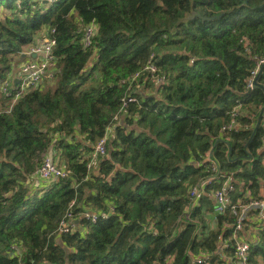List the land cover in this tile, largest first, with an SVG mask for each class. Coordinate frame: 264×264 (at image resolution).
Wrapping results in <instances>:
<instances>
[{"label": "trees", "instance_id": "obj_1", "mask_svg": "<svg viewBox=\"0 0 264 264\" xmlns=\"http://www.w3.org/2000/svg\"><path fill=\"white\" fill-rule=\"evenodd\" d=\"M263 3L0 0V264H233L231 206L263 198L264 90L243 94L264 57ZM45 28L57 71L13 103L2 83ZM51 146L64 177L38 176ZM254 214L243 234L264 264Z\"/></svg>", "mask_w": 264, "mask_h": 264}, {"label": "built area", "instance_id": "obj_2", "mask_svg": "<svg viewBox=\"0 0 264 264\" xmlns=\"http://www.w3.org/2000/svg\"><path fill=\"white\" fill-rule=\"evenodd\" d=\"M95 29L94 27H89L86 29L85 34V43L89 44L91 36L93 35ZM40 43L32 44L26 53L29 55V61H24V63L18 64L19 72L14 74L13 71L9 72L8 76L4 79L2 83V92L7 96H10L12 102L14 103L19 97L28 91L31 88L39 87L45 79H52L57 71L55 67V59L53 54V47L55 45V40L51 36L42 38ZM33 55H36L35 57ZM150 59L144 70L152 72L155 70V67ZM264 64V57L258 59L257 65L251 70L250 77L248 79L247 86L250 89H253V81L257 76L260 67ZM18 75V76H17ZM134 101L133 97H129L128 102ZM236 111L232 114L233 120L230 124L223 126L224 130H227L236 125L235 115ZM114 128V127H113ZM109 136H105L99 141L95 147L93 156L95 160L93 165L96 163V158L103 156L107 152V140ZM208 160L212 162L213 169L217 168V164L212 160L211 156L208 155ZM38 176L45 179H51L54 177H64L67 172L59 165L56 160L51 159L49 156H46L43 164L38 168ZM211 184V180H205L196 184L191 189V195L197 198L201 196L206 187ZM229 188H223L221 190L215 191L213 193L215 199V213H224L229 207L228 194L230 193ZM232 213L236 216V221L232 227V236L235 239V251L232 257L233 264H250L249 253H250V244L245 239V235L240 232L243 231L245 218L253 211L259 215L261 219V227H264V196L263 198H252L246 203H241L239 206H231ZM83 216L91 221H96L98 216L94 212H84ZM106 217L105 214L102 215ZM74 227V218L71 214H68L64 220L61 222L60 229L58 233L67 232L73 230ZM172 259H170V262ZM199 262H202V259H198Z\"/></svg>", "mask_w": 264, "mask_h": 264}, {"label": "water", "instance_id": "obj_3", "mask_svg": "<svg viewBox=\"0 0 264 264\" xmlns=\"http://www.w3.org/2000/svg\"><path fill=\"white\" fill-rule=\"evenodd\" d=\"M262 6H264V3H263ZM195 15H199V14L198 13H194L191 17H193ZM219 16H221V15L213 16V17H204V18H215V17H219ZM24 55L27 57V53L24 52ZM33 56L35 57L36 55H33ZM263 70H264V64H262V66L260 67L259 72H258L257 76L255 77V79L253 81V89L259 87V88H262L264 90V86L260 83V76H261ZM251 90L252 89H249V91L247 93H243V94H248V93H250ZM263 121H264V107L262 108V110H261V112L259 114V117H258L257 124H256L255 128H257ZM207 161H208V159L206 158L204 160V162H207ZM204 162L198 163L197 161H190V162H186V164L195 165V166L198 165L199 166V165H202Z\"/></svg>", "mask_w": 264, "mask_h": 264}, {"label": "crops", "instance_id": "obj_4", "mask_svg": "<svg viewBox=\"0 0 264 264\" xmlns=\"http://www.w3.org/2000/svg\"><path fill=\"white\" fill-rule=\"evenodd\" d=\"M50 36V33L48 31V29L45 28V30L41 33V36H39L38 40H37V43L43 38V37H49ZM36 58V57H35ZM29 57H26L24 58L23 60L26 61L28 60ZM23 60H19V64L24 62ZM19 72V68L18 66L16 67V69L13 71L14 74H17ZM18 76V75H17ZM111 132V130L109 131ZM48 156L53 159V160H56V159H59L60 158V153H59V150L55 149L53 146L50 147L49 151H48ZM264 183V182H263ZM261 195L264 196V185H263V188H262V191H261ZM255 217V221H256V218H257V214H254L253 215ZM247 238V235H245V239Z\"/></svg>", "mask_w": 264, "mask_h": 264}, {"label": "rangeland", "instance_id": "obj_5", "mask_svg": "<svg viewBox=\"0 0 264 264\" xmlns=\"http://www.w3.org/2000/svg\"><path fill=\"white\" fill-rule=\"evenodd\" d=\"M44 38H46V37H43V39H44ZM36 42H37V41H36ZM40 42H41V41H39L38 43H40ZM27 50H28V48H27ZM27 50H26V51H27ZM26 51H24V52L26 53ZM27 57H29L28 54H27ZM24 58H26V56L24 55V53H22L21 56L18 57L17 59L22 60V59H24ZM29 58H30V57H29ZM23 61H24V60H23ZM27 61H29V60H27ZM27 61H26V62H27ZM22 63H24V62H22Z\"/></svg>", "mask_w": 264, "mask_h": 264}, {"label": "bare ground", "instance_id": "obj_6", "mask_svg": "<svg viewBox=\"0 0 264 264\" xmlns=\"http://www.w3.org/2000/svg\"><path fill=\"white\" fill-rule=\"evenodd\" d=\"M243 231L240 232V235H242Z\"/></svg>", "mask_w": 264, "mask_h": 264}]
</instances>
